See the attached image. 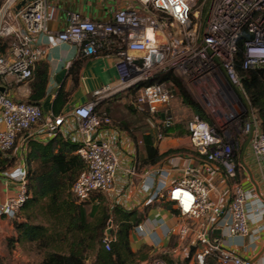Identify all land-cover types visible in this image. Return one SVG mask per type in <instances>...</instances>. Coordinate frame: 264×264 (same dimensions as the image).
Instances as JSON below:
<instances>
[{
    "label": "built area",
    "instance_id": "1",
    "mask_svg": "<svg viewBox=\"0 0 264 264\" xmlns=\"http://www.w3.org/2000/svg\"><path fill=\"white\" fill-rule=\"evenodd\" d=\"M197 1L136 0L142 10L117 9L105 22L67 12L66 27L53 38L48 37V43H69L76 48L78 58L112 55L117 79L93 88L91 98L68 113L53 116L44 115L38 105L14 101L1 90L7 77L16 82L30 80L35 64L48 57L47 48L36 42L40 34L47 32L50 1L2 0L0 40L8 39L9 43L0 54V153L14 148L19 137L67 138L68 123L73 122L75 130L69 140L77 146L75 154L84 167L70 193L77 203L87 202L93 194L112 189L118 164L112 145L101 140L102 131L112 127V121L107 112L98 109L99 105L120 92L126 93L134 111L145 116L155 131V139L161 140L165 131L175 125L173 95L165 83L148 82L157 74L172 72L214 107L219 119L224 117L226 121L217 119L210 124L193 116L186 122L190 147L202 165L182 167L181 176L168 187L156 183L147 203L156 199L170 201L179 216L190 220L177 230L184 259L190 258L195 264H206V259L217 264H264V253L253 259L243 258L223 246L220 239L213 240L214 231L219 230L227 236L254 241L259 228L249 227L251 216L264 215V207L256 204L253 190L243 188L238 177L235 152L240 140L247 142L264 168V135L233 63L237 44L246 36L242 69L264 68V0H212L200 26L192 14ZM139 60L141 65L136 64ZM212 166L223 171L228 188L224 205L209 197L211 188L205 174L211 173ZM128 173L135 174L134 165ZM0 179L4 188L15 186L14 194L0 203V219H17L29 197L27 170L8 169L0 172ZM111 228L108 221L106 230ZM135 229L140 231L141 226ZM112 239L105 232L101 242L106 250ZM179 250L175 247L161 253L172 257L180 255Z\"/></svg>",
    "mask_w": 264,
    "mask_h": 264
},
{
    "label": "crops",
    "instance_id": "2",
    "mask_svg": "<svg viewBox=\"0 0 264 264\" xmlns=\"http://www.w3.org/2000/svg\"><path fill=\"white\" fill-rule=\"evenodd\" d=\"M49 1L51 9L46 25L47 32L40 34L36 42L37 46L47 48L48 52V57L38 62V64L44 63L47 66V83L45 95L37 105L44 115L52 114V101L59 89H62L68 96L67 102L58 114L60 115L66 114L73 107L88 101L91 98V91L96 86L102 83H115L117 79L113 56L103 53L92 57H83L78 72L74 75L69 72L71 65L80 59L77 56L76 48L69 43H48V37L53 38L66 27L67 12L75 11L85 18L95 21H108L117 9L142 10V8L136 0ZM32 81L33 77L26 82H16L12 77H7L1 85V90L14 101L27 102L31 95ZM103 107L106 108L113 125L102 131L101 140L112 145L118 164L112 189L104 193L93 194L87 201L90 207L88 212L94 208L96 209L95 215L102 210L111 216L115 207H120L126 212L134 211L141 216V221L137 224L141 226V230H136V225L129 232L132 251H136L141 245H147L151 248L152 254L161 253L164 250L169 251L175 247L181 248L178 252L183 253L182 248L184 247L178 242L177 230L181 225L190 223V220L174 213L173 211L177 212V210L170 201V204H165L167 200L156 199L149 203L147 200L156 187V183H164L166 187L170 186L181 176L182 167L191 165L200 168L201 160L191 149L187 135L176 133L178 129L168 131L164 138L156 140L154 129L146 121L144 115H142L143 118L141 114L134 111L126 93L116 94L107 100ZM68 124V137H61L69 140L74 134L75 127L71 121ZM141 125L142 128H138ZM147 134L153 136L152 145L158 155L173 151L171 153L173 156L165 162L162 160H165L168 155L155 164L144 162L146 153L142 137ZM51 138L32 136L22 139L19 137L12 153L9 154L14 159L9 170L18 167L27 170L24 156L29 140L46 143ZM245 144V141L240 140L239 149L235 152V158L239 163L238 177L243 188L253 190L256 204L264 207V168L252 155L250 148L248 146L244 148ZM174 156L179 157L172 159ZM133 165L135 174L131 175L128 170ZM175 165L176 168L173 167ZM160 172H166L167 175L160 174ZM205 176L210 183V199L224 205L228 200V188L224 182L223 171L219 167L212 166L211 173L205 174ZM146 187L148 190L145 189ZM14 192L15 186L10 185L4 188L0 181V203L6 196L12 195ZM249 227L259 228L258 238L254 241L248 237L227 236L224 231L220 233L219 230L214 231L213 240L220 239L223 246L243 258H256L264 246V215L258 218L253 214ZM12 230V220L2 217L0 219V236H7ZM115 230L116 226L112 224V228L105 232L113 237ZM173 257L177 256L173 255L172 259ZM91 259L88 264L93 263V255ZM178 261H182V259ZM190 263H194L192 259H190Z\"/></svg>",
    "mask_w": 264,
    "mask_h": 264
},
{
    "label": "trees",
    "instance_id": "3",
    "mask_svg": "<svg viewBox=\"0 0 264 264\" xmlns=\"http://www.w3.org/2000/svg\"><path fill=\"white\" fill-rule=\"evenodd\" d=\"M243 39L237 44L233 62L234 69L258 127L264 135V68L242 69ZM8 43V39L0 40V54L4 53ZM82 59L83 57L75 61L69 72L73 75L77 73ZM32 77L31 95L27 103L37 105L38 101L45 95L47 83L46 64L36 63ZM153 81L165 83L172 95H174L173 91L177 89L182 102L191 110L193 116L210 123L206 114L183 91L182 86L174 78L172 72L157 74L148 83ZM67 96L66 92L59 89L52 101L51 111L53 116L60 113L67 102ZM103 104H100L98 109L107 112ZM179 128L180 125L176 124L167 129L165 135L168 131L174 129H178V132H176L178 135L186 134L184 129ZM152 140L153 136L150 134L142 137L146 153L144 162L155 164L163 157L173 153V151H168L158 155L157 150L152 145ZM76 148L75 144L60 135L51 138L46 143L33 140L27 142L24 158L27 165L29 197L22 207L42 202L43 207L51 215L66 222L68 231L78 230V234L81 235L76 242L70 244L66 254L49 253L43 259L42 264H85L84 250L86 248L93 250L94 259L92 264H156V261H161L163 264H195L190 263V258L174 261L170 255L165 253L152 254L151 248L147 245H141L136 251H132L129 243V232L141 221V216L134 211L126 212L120 207H115L111 216L105 212H100L98 214L101 215L95 218L96 222L88 223L87 216L94 218L96 209L92 208L87 212L84 208L85 202L77 203L70 193L73 182L84 167L79 156L75 154ZM13 160L7 153H0V172L8 170L12 166ZM165 204H170V202L166 201ZM173 212L177 213L176 211ZM108 221L116 226V230L109 244V249L106 250L101 240L105 235ZM12 226L17 233V238H15L17 241H37L43 237L46 231L43 226L29 224L24 220L19 221L18 215L17 219L12 220ZM210 262L216 263L212 259H206L205 263L210 264Z\"/></svg>",
    "mask_w": 264,
    "mask_h": 264
},
{
    "label": "rangeland",
    "instance_id": "4",
    "mask_svg": "<svg viewBox=\"0 0 264 264\" xmlns=\"http://www.w3.org/2000/svg\"><path fill=\"white\" fill-rule=\"evenodd\" d=\"M211 1L212 0H198L195 6L192 8V14L197 16L196 20L198 26L202 24L204 16L207 13L208 8L210 7ZM1 4L2 0H0V6ZM105 21L106 20H104V22ZM172 75L180 83L186 95L206 114L208 120L210 121V124L215 123V121L219 119L214 110L215 108L207 105L202 96L195 91H192L184 80L179 78L174 73H172ZM173 94V99L171 101L173 118L175 124H179L180 128L183 129L186 122L193 117V114L191 110L182 102L177 89L173 91ZM206 101H209L207 97ZM141 117L143 116L141 115ZM217 121L223 123V121L225 122L226 119L223 117V119L220 118ZM138 128L141 129L142 125ZM12 149L7 152V155L12 153ZM171 156L173 155L169 154L168 157L162 161L165 162L167 159H170ZM84 208L88 212L90 208L88 202L84 203ZM100 212L104 213V211L102 210ZM98 213L94 216V218L87 216V222L90 224L96 222L95 218L101 215ZM18 220H24L29 224L43 226L46 231L42 238L37 241L31 242L17 241V239H15L17 238V233L16 231H14V229L8 233L9 235L4 237L0 236V264H42L43 259L49 253L66 254L70 244L76 242V240L81 236L78 234V230H73L71 232L68 231L66 229V222L58 220L56 217L51 215L43 207L42 202L35 205H27L26 207H22L18 212ZM92 255V249L86 248L84 250V256L86 258L85 264H88V262L92 260ZM173 259L174 261H178L181 259L183 260L184 255L181 253L177 257H173ZM210 264L217 263L210 262Z\"/></svg>",
    "mask_w": 264,
    "mask_h": 264
},
{
    "label": "water",
    "instance_id": "5",
    "mask_svg": "<svg viewBox=\"0 0 264 264\" xmlns=\"http://www.w3.org/2000/svg\"><path fill=\"white\" fill-rule=\"evenodd\" d=\"M153 58H154L153 54H150V60H151V62H153ZM136 64H137V65H141V64H142V61L139 60V61L136 62ZM249 137H250V134L248 135V139H249ZM246 143H247V142H246ZM245 147H246V144H245L244 148H245ZM263 251H264V246H263V248H262V250H261V252H260L259 255H261V254L263 253ZM259 255H258V256H259Z\"/></svg>",
    "mask_w": 264,
    "mask_h": 264
}]
</instances>
